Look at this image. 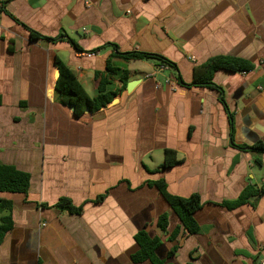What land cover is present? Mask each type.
<instances>
[{"label":"crops","instance_id":"obj_1","mask_svg":"<svg viewBox=\"0 0 264 264\" xmlns=\"http://www.w3.org/2000/svg\"><path fill=\"white\" fill-rule=\"evenodd\" d=\"M131 52L174 65L120 57ZM220 56L255 70H218L222 94L193 85L196 71ZM58 59L91 97L102 78L117 97L76 115L56 91ZM109 66L121 73L109 74ZM123 74L128 84L139 81L130 92L122 89ZM258 143L264 0H6L0 163L31 181L27 193H0L12 202L13 220L0 264H152L132 260L142 230L162 239L157 255L171 264H264V194L255 205L222 206L248 186L264 185V152L244 149ZM167 150L179 161L163 169ZM159 180L172 195H200L199 233L171 238L182 225L149 185ZM62 198L82 212L58 209ZM163 213L168 234L157 228Z\"/></svg>","mask_w":264,"mask_h":264},{"label":"trees","instance_id":"obj_2","mask_svg":"<svg viewBox=\"0 0 264 264\" xmlns=\"http://www.w3.org/2000/svg\"><path fill=\"white\" fill-rule=\"evenodd\" d=\"M38 34L32 33V37H37ZM39 36V35H38ZM76 49H79L76 47ZM123 59L130 60H155L161 64H174L163 56L143 53L131 52L120 54ZM56 67L60 72V77L57 82L56 91L59 93L63 102L75 107V114L81 115L86 110L98 111L109 104H111L117 97V93L107 92V85L109 81L102 78L100 81L98 95L91 97L82 83L79 81L75 72L65 65L61 60L56 61ZM218 70H227L230 72H244L249 73L255 70V65L240 59L229 56H220L211 59L204 66L196 71L194 84L195 86L207 87L217 92L223 93V89L214 82V74ZM108 72L111 75L121 73V70L109 66ZM125 73V72H123ZM122 89L125 90L128 84L127 77L122 75L121 78ZM222 101L225 102L224 98ZM257 149L264 152V144L258 143L255 146H245L244 149ZM176 152L167 150L165 154V163L163 169L173 167L178 163ZM31 176L30 174L18 170L14 166L0 163V193H27L30 188ZM149 185L156 187L163 198L166 200L172 211L180 219L181 227H178L171 234V238L175 239L180 233L183 235H194L199 233L200 227L195 219V214L202 206V199L199 194H194L189 198H182L172 195L168 191L167 184L164 180L156 182H149ZM264 194V185L248 186L238 199L232 201H224L223 207L233 210L245 204L255 205L258 197ZM56 207L62 211H66L72 215H78L82 212L81 207H76L68 198H62L57 203ZM12 202L0 198V244L3 242L6 234L13 227V220L11 216ZM157 228L162 234L169 233V214L163 213L157 220ZM135 241L139 245V250L132 255L134 263L151 262L152 264H171L162 260L157 255V250L162 246V239L159 236L151 237L147 230H142L135 236ZM172 251L170 254H173Z\"/></svg>","mask_w":264,"mask_h":264},{"label":"water","instance_id":"obj_3","mask_svg":"<svg viewBox=\"0 0 264 264\" xmlns=\"http://www.w3.org/2000/svg\"><path fill=\"white\" fill-rule=\"evenodd\" d=\"M139 81H132L128 84L127 86V90L130 92L134 89V87L136 86V84L138 83ZM71 108L74 110L75 107L73 105H71Z\"/></svg>","mask_w":264,"mask_h":264},{"label":"built area","instance_id":"obj_4","mask_svg":"<svg viewBox=\"0 0 264 264\" xmlns=\"http://www.w3.org/2000/svg\"><path fill=\"white\" fill-rule=\"evenodd\" d=\"M5 2H6V0H0V12L4 9ZM168 83L169 84H172V81L171 80H168Z\"/></svg>","mask_w":264,"mask_h":264}]
</instances>
